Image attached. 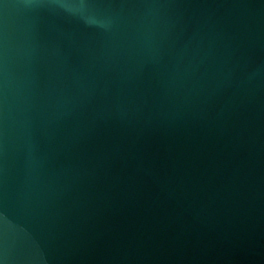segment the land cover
<instances>
[{"label":"water","instance_id":"95a60500","mask_svg":"<svg viewBox=\"0 0 264 264\" xmlns=\"http://www.w3.org/2000/svg\"><path fill=\"white\" fill-rule=\"evenodd\" d=\"M0 264H264V0H0Z\"/></svg>","mask_w":264,"mask_h":264}]
</instances>
